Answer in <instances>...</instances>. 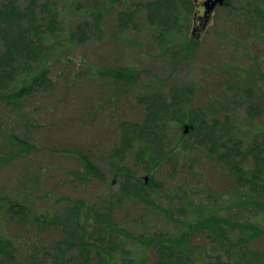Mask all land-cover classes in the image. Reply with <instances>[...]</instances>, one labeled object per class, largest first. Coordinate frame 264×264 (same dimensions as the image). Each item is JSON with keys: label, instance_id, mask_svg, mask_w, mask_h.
Returning <instances> with one entry per match:
<instances>
[{"label": "rangeland", "instance_id": "1", "mask_svg": "<svg viewBox=\"0 0 264 264\" xmlns=\"http://www.w3.org/2000/svg\"><path fill=\"white\" fill-rule=\"evenodd\" d=\"M7 1L14 5V14L31 17L33 26L43 25L39 33H44L45 42L40 44L39 36L30 41L39 45L41 53L46 50L38 65H14L12 90L22 86V77L50 70L49 84L22 99L19 106L0 102V165L9 162L0 167V195L28 208L24 217L21 211L13 219L0 212V238L21 256L20 263L26 264L27 258L30 264H52L54 252L47 248L56 243L58 229L47 226V232L45 228L40 232L42 224L37 222L38 226L25 230L17 221L26 223L32 216L42 219L46 211L59 219L70 208L68 201H80L89 207L109 204L113 208L114 227L125 230L113 245L118 264H156V248L144 247L126 235L157 241L173 230L178 235L182 225L173 221H186L176 211L183 202L176 190L182 189L188 191L191 213L199 208L236 226L233 247L214 243L205 234L200 239L196 235L191 242L196 248L189 257L192 264H264V201L256 213L240 204L237 192L224 194L227 181L205 158L195 163L180 158L165 163L154 176L160 186L152 203L125 200L120 194V166L130 169L140 181L148 178L142 162L136 160L135 149L126 151L125 161L123 155L113 152L121 147V125L138 123L144 98H163L162 93L167 101L175 96L187 110L208 109L236 120L241 127L264 129V25L260 24L264 0H225L226 5L216 7L207 18L203 17L205 0H193V14L187 17L176 7L171 17L151 19L141 0H124L113 6L104 0ZM55 14L57 25L50 27L47 22ZM164 28H170V33L155 34ZM12 32L0 31V45L13 37ZM126 67L138 73L135 84L117 81L110 106L105 91L113 80L98 74ZM78 70L92 71L94 79L77 78ZM69 72L72 76L66 79ZM95 103L99 113L94 111ZM251 107L258 111L253 122L248 118ZM184 126L168 127L170 146L179 135L187 137ZM13 138L34 149L20 153L21 145H6ZM78 156H86L101 179L81 183L78 176L85 174ZM237 223L262 232L248 246L250 252L244 260V248L235 242L246 233Z\"/></svg>", "mask_w": 264, "mask_h": 264}, {"label": "trees", "instance_id": "2", "mask_svg": "<svg viewBox=\"0 0 264 264\" xmlns=\"http://www.w3.org/2000/svg\"><path fill=\"white\" fill-rule=\"evenodd\" d=\"M4 1L0 0V31L7 33L13 31L15 33L13 37H9L10 40L4 41L3 45H0L2 49L0 54V102L19 106L22 99L31 97L37 89L49 84L50 70L44 69L33 77H22L19 80L22 86L12 90L14 65L18 62H22L25 66L30 62L38 65L39 59L46 50L41 53L39 45L32 44L30 39L39 36L40 44H42L45 42V35L39 33V30L43 28L42 24L33 26L35 24L31 17L24 18L20 13L14 14V5L10 1ZM104 1L113 6L115 2L118 4L124 0ZM141 2L143 3L141 7L146 11L147 18L150 19L152 16L157 17L159 15L171 17L174 13L173 9L176 10V7L177 10L182 11L183 14L181 15L185 17L189 13L193 14L194 11L193 0H141ZM29 13L32 15L31 11ZM18 16L19 19H17ZM88 18L89 16L86 17V19ZM50 20L47 25L50 27L57 25V14ZM260 20V24L263 26L264 12L260 13ZM24 21L27 23L26 26L22 25ZM170 31V28H164L163 31H155V34L164 36ZM189 41L194 43L192 40ZM71 72L73 73V70ZM71 72L66 76V79L72 76ZM91 72L81 73L78 70L76 76L78 78L81 75L93 80L94 77ZM98 75L107 76L113 80L114 84L107 86L108 90L105 91L110 95L107 97L110 98L107 99V103L111 106L112 100H114V97L111 96H114L113 92L116 91V82L123 81L125 84L130 83L133 86L138 73L126 67L121 70H106ZM252 87L257 91L254 84ZM162 97L150 95L145 97L142 103V105L144 104L143 109L140 110L139 122L121 125V147L114 149L113 152L123 155L125 161L127 158L126 151L135 149L136 160L142 162L143 171L148 178L147 182L140 181L130 169L120 166L117 173L122 179L120 184L121 196L125 200L134 199L148 205L158 197L160 183L154 176L165 163L174 162L173 159L178 158L181 162L186 159L188 163H195L201 158H205L227 181L224 194L233 196L232 192H237V196L242 198L239 201L240 204H244L259 213L256 209L264 201V129L241 127L238 123L236 124V120L225 117L221 113H215L208 109L187 110L183 106L184 103L178 102L175 96H172L171 100L168 101L165 94L162 93ZM96 101L98 103V100ZM97 103L93 105V108L98 105ZM250 105L254 106V103H250ZM93 108L91 107L92 110ZM94 111L99 113L98 108ZM257 114L256 108L251 107L248 118L253 122ZM173 124H177L181 128L183 125H187L189 131L186 138L179 135L178 140L170 146L167 132L168 127ZM9 142L13 145H21L20 153L26 151L29 153L34 149L33 145L20 142L18 138L9 140L6 145L10 146ZM19 154L16 155L19 156ZM10 156L15 155L10 153ZM77 160L82 172L88 176H78L81 183L85 184L94 178L101 179V174L86 159V156H78ZM27 161L30 162L28 158ZM4 164L7 165L9 162L4 161L0 167ZM30 164L24 163L28 166ZM89 178L91 179L89 180ZM187 193L188 191L182 189L176 190V194H179L183 201L180 209L176 211L186 220L181 222L182 224H179V221H173L174 225H182L178 235H175L173 230L171 234H167L158 241L140 237L138 239L130 234L126 235L144 247L156 248L159 254L156 264H192L189 257L195 253L196 248L191 245V242L198 234H200L198 239L205 234L206 239L214 240V243L224 244L227 248L233 247V234L236 231V226L223 217L207 214L199 208L191 213V208L187 204ZM209 195L213 196V193H209ZM222 196V194L219 195V197ZM68 204L70 208L59 219L46 211L42 214V219L32 216L26 223L22 222L21 224L17 221V224L21 228L29 230L33 226H38L37 222H41L42 225L38 229L40 232L43 231V228L47 232L49 230L46 229L47 226L51 229H54L55 226L59 230H57L56 243H51L47 248V251L54 252L52 264H118L115 257L116 252L112 251L113 245L116 243L119 233L123 234L125 230L114 227L115 223L112 220L114 210L111 205L89 207L80 201H68ZM27 210L28 208L24 205H19L18 202H14L5 195H0V212L11 219L20 216L21 211H24L22 215L24 217ZM190 214L192 215L190 216ZM195 216H199V218L197 219ZM240 226L242 225L237 223V228ZM242 227L246 236L237 238L235 243L244 248L241 250L242 260H244V256L250 252L248 246L256 241L262 232L251 225L244 224ZM1 239L0 264H21V256L14 252L12 245ZM158 245L160 248H157ZM25 261H27L26 264H30L27 258ZM256 262L259 264V261Z\"/></svg>", "mask_w": 264, "mask_h": 264}, {"label": "water", "instance_id": "3", "mask_svg": "<svg viewBox=\"0 0 264 264\" xmlns=\"http://www.w3.org/2000/svg\"><path fill=\"white\" fill-rule=\"evenodd\" d=\"M225 0H205L203 3V8H204V14L203 17L207 18L216 7H221L223 6ZM189 131L188 126L183 127V133L187 134Z\"/></svg>", "mask_w": 264, "mask_h": 264}]
</instances>
